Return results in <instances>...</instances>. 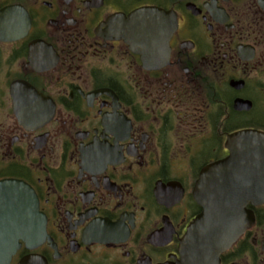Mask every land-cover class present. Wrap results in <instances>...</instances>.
Segmentation results:
<instances>
[{
  "label": "flooded vegetation",
  "instance_id": "af4514ba",
  "mask_svg": "<svg viewBox=\"0 0 264 264\" xmlns=\"http://www.w3.org/2000/svg\"><path fill=\"white\" fill-rule=\"evenodd\" d=\"M246 132L264 139V0H0V181L34 190L46 233L8 264H187L196 189ZM247 209L215 264H264Z\"/></svg>",
  "mask_w": 264,
  "mask_h": 264
},
{
  "label": "water",
  "instance_id": "95a60500",
  "mask_svg": "<svg viewBox=\"0 0 264 264\" xmlns=\"http://www.w3.org/2000/svg\"><path fill=\"white\" fill-rule=\"evenodd\" d=\"M141 36L159 28L148 13H137ZM157 17L160 14L157 13ZM249 145L238 148L226 160L213 165L196 189L202 213L190 225L182 242L187 264H215L254 221L248 205L264 203V139L256 132L237 134ZM34 190L20 180L0 181V264H8L19 244L45 226L37 212ZM38 225V226H37ZM33 227H35L33 229ZM30 234V235H29Z\"/></svg>",
  "mask_w": 264,
  "mask_h": 264
}]
</instances>
